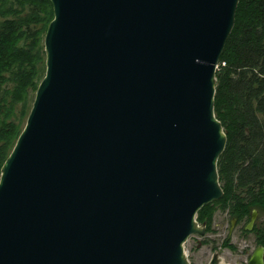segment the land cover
Returning a JSON list of instances; mask_svg holds the SVG:
<instances>
[{
    "label": "water",
    "instance_id": "95a60500",
    "mask_svg": "<svg viewBox=\"0 0 264 264\" xmlns=\"http://www.w3.org/2000/svg\"><path fill=\"white\" fill-rule=\"evenodd\" d=\"M50 2L45 73L1 167L0 264H189L197 213L223 196L216 71L239 0Z\"/></svg>",
    "mask_w": 264,
    "mask_h": 264
},
{
    "label": "trees",
    "instance_id": "16d2710c",
    "mask_svg": "<svg viewBox=\"0 0 264 264\" xmlns=\"http://www.w3.org/2000/svg\"><path fill=\"white\" fill-rule=\"evenodd\" d=\"M0 17L1 173L30 112L29 95L45 73L43 41L53 7L50 0H0ZM216 78L214 112L227 138L217 164L223 196L203 206L196 219L209 232L215 212H227L264 248V0H239ZM254 209L259 214L248 231ZM222 246L236 250L228 239Z\"/></svg>",
    "mask_w": 264,
    "mask_h": 264
},
{
    "label": "rangeland",
    "instance_id": "374dc122",
    "mask_svg": "<svg viewBox=\"0 0 264 264\" xmlns=\"http://www.w3.org/2000/svg\"><path fill=\"white\" fill-rule=\"evenodd\" d=\"M33 96L35 94L30 93L28 106H32ZM21 106V103L16 106V118L20 117ZM25 122L24 119L22 124ZM242 226L243 224H237L236 221L232 224L228 213L218 209L214 214L211 230L204 235L193 234L184 243L189 264H209L214 253L219 254L222 264H248L257 245L255 235L244 233ZM226 239L236 247L235 251L222 246Z\"/></svg>",
    "mask_w": 264,
    "mask_h": 264
},
{
    "label": "flooded vegetation",
    "instance_id": "af4514ba",
    "mask_svg": "<svg viewBox=\"0 0 264 264\" xmlns=\"http://www.w3.org/2000/svg\"><path fill=\"white\" fill-rule=\"evenodd\" d=\"M247 225V224H246ZM246 227V226H245ZM246 229V228H245ZM251 231V230H250ZM257 247V246H256Z\"/></svg>",
    "mask_w": 264,
    "mask_h": 264
}]
</instances>
